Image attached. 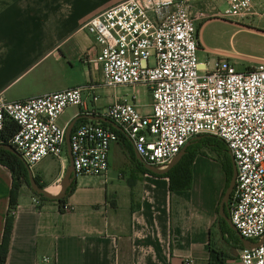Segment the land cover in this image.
Masks as SVG:
<instances>
[{"label":"built area","instance_id":"2783aa9c","mask_svg":"<svg viewBox=\"0 0 264 264\" xmlns=\"http://www.w3.org/2000/svg\"><path fill=\"white\" fill-rule=\"evenodd\" d=\"M125 0L90 19L84 28L98 54L86 60L101 73V85L133 92L100 108L97 84L69 88L18 102L0 95V144L13 147L30 168L46 158L68 162L66 129L59 122L68 108L109 119L121 128L139 156L165 169L194 137L223 141L237 175L228 212L242 237H264V62L238 71L227 58L213 68L201 63L199 25L212 18L238 23L264 20L255 0ZM220 1L224 10L220 11ZM264 1V0H263ZM151 96L149 112L139 108L137 89ZM71 134L77 175L105 177L110 152L120 141L110 125L82 119ZM79 122V121H78ZM39 204L40 198L34 199ZM71 209L68 204L64 212ZM242 264H264V243L243 248ZM185 264H193L192 260Z\"/></svg>","mask_w":264,"mask_h":264},{"label":"crops","instance_id":"0c3cea01","mask_svg":"<svg viewBox=\"0 0 264 264\" xmlns=\"http://www.w3.org/2000/svg\"><path fill=\"white\" fill-rule=\"evenodd\" d=\"M123 1L0 0V95L18 102L89 82L98 93L102 79L86 60L90 50L91 58L97 56V44L84 25ZM198 5L210 11L205 0ZM217 20L199 25V53L207 52L203 33ZM112 89L115 96L102 103L101 97L98 107L122 98L121 87ZM71 108L72 114L61 116L62 126L80 115ZM201 158L193 162L191 187L171 190L170 179L143 172L132 143L120 139L105 177L77 175L67 212L57 201L35 204L38 196L22 185L6 264H242L243 244L220 215L227 188L223 156L212 157L209 168ZM68 166L69 159L46 158L31 170L58 194ZM13 184L12 172L0 164V245Z\"/></svg>","mask_w":264,"mask_h":264},{"label":"rangeland","instance_id":"374dc122","mask_svg":"<svg viewBox=\"0 0 264 264\" xmlns=\"http://www.w3.org/2000/svg\"><path fill=\"white\" fill-rule=\"evenodd\" d=\"M255 1L264 4L263 0ZM223 10L224 6L222 5L220 11ZM203 42L205 48H207V52L199 53V59L205 60L206 56L210 58L211 68L215 66L220 58L229 59L238 71L255 68L261 62H264V20L254 19L252 22L246 23H238L228 19L213 21L203 33ZM96 77L97 79H100L101 73L96 72ZM139 91V108L142 112L146 113L151 109V96L146 88H139ZM98 93L102 97V103L104 98L115 96V89L102 87ZM119 95L128 100L131 99L130 91L127 92L123 88L120 89ZM66 111V113L70 115L72 114L73 109L69 108ZM200 152L201 154L198 156H202L200 161L204 163L203 166L205 168L210 167L212 157L220 154L206 146L201 147ZM36 170L37 168L34 169V171Z\"/></svg>","mask_w":264,"mask_h":264},{"label":"trees","instance_id":"16d2710c","mask_svg":"<svg viewBox=\"0 0 264 264\" xmlns=\"http://www.w3.org/2000/svg\"><path fill=\"white\" fill-rule=\"evenodd\" d=\"M84 120H80L78 123L83 122ZM106 125V124H104ZM108 126V125H106ZM120 137V139H125L126 137L122 134V132L117 131L116 129L112 128ZM209 147L217 152L220 153V155L223 156V166L227 173V187L229 186V183L231 181L233 170H232V164L229 157V150L226 146V144L221 141L220 139L210 136V135H203L200 139L196 140L188 149L182 160L173 168L171 169L167 174L165 175H155L151 172H149L145 167L142 165L143 172L153 174L155 176L160 177H167L170 179V189L171 190H187L191 187L192 183V166L195 158L201 154L200 149L201 147ZM204 154V153H203ZM0 164L6 166L10 171L12 172L13 178H14V184L13 189L11 191V197H10V205H9V211L6 219L5 229H4V235L3 240L0 245V264H6L9 247H10V241L12 237L13 227H14V215L17 207V199L19 196L20 189L22 185H27L30 189V183H29V175H28V168L25 162L19 159L18 156L15 154L6 151L4 149H0ZM37 183L40 185V187L45 188L43 184H41L40 180L35 177ZM227 189V188H226ZM32 190V189H31ZM73 190V189H72ZM72 192V191H71ZM34 193V192H33ZM35 194V193H34ZM38 196L41 200L49 201L47 199H44ZM60 205V210L64 212L63 207L65 206L67 202V198L62 199L60 201H57ZM223 223L227 226L229 229V226L227 223L222 219ZM222 254L218 252L215 249H212V254Z\"/></svg>","mask_w":264,"mask_h":264},{"label":"water","instance_id":"95a60500","mask_svg":"<svg viewBox=\"0 0 264 264\" xmlns=\"http://www.w3.org/2000/svg\"><path fill=\"white\" fill-rule=\"evenodd\" d=\"M82 119H90L92 121H100V122H103V123H105L107 125H110L111 127L116 129L117 131H121V128L118 125H116L115 123H113L109 119H106V118L101 117V116L79 115V116L75 117L72 120V122L67 126V129H66V146H67V155H68V159H69V166H68L66 175H65V177L63 179L60 192L58 194H53L50 191H48L46 188L40 187V185L37 183V181L35 179V176H34L32 170H31V168L27 165L30 187H31L32 191L35 194L39 195L40 197H42L44 199H47L49 201H60L62 199L67 198L69 196V194L71 193V191L73 189L74 181H75V179L77 177V173H76L75 168H74V159H73L72 150H71V134L73 132L74 127L78 123V121H80ZM201 137H203V135L197 136V137H194L193 139H191L185 145V147L182 149V151L173 159V161L165 169H157V168H155V167H153L151 165H148L139 156L137 151H136V156H137V159L144 165L145 169H147L149 172H151V173H153L155 175H165L171 169H173L182 160V158L184 157V155L187 152V149L197 139H200ZM0 149H4L6 151H9V152L15 154L16 156L19 157L20 160L23 161L22 157L17 153V151L13 147H11L9 145L0 144ZM228 154H229V157H230V160H231V164H232L233 175H232L231 181L229 183V186L227 187V189H226V191L224 193V196L222 198V201L220 203V215L224 219V221L229 225V227L238 234V236H239L244 248L249 249V248L258 247L260 244L264 243V237H263V239L260 242H253V241L245 239L244 237H242L240 235V233L238 232L236 227L233 225V223H232V221L230 219V216H229L228 206H229V201H230V198H231V194H232L234 186H235L237 169H236V164H235V161H234V157L232 156L231 152L229 151Z\"/></svg>","mask_w":264,"mask_h":264},{"label":"flooded vegetation","instance_id":"af4514ba","mask_svg":"<svg viewBox=\"0 0 264 264\" xmlns=\"http://www.w3.org/2000/svg\"><path fill=\"white\" fill-rule=\"evenodd\" d=\"M73 187H74V185H73Z\"/></svg>","mask_w":264,"mask_h":264}]
</instances>
